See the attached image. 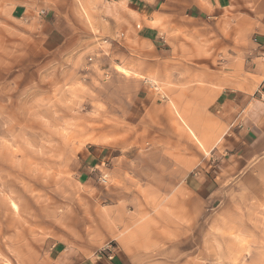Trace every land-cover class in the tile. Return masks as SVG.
Returning a JSON list of instances; mask_svg holds the SVG:
<instances>
[{
    "label": "rangeland",
    "instance_id": "374dc122",
    "mask_svg": "<svg viewBox=\"0 0 264 264\" xmlns=\"http://www.w3.org/2000/svg\"><path fill=\"white\" fill-rule=\"evenodd\" d=\"M159 2L162 12H212L210 0ZM132 21L131 35L117 0H0V264L118 255L130 264H264V180L238 182L199 219L181 218V175L194 164L179 160L178 145L198 143L191 124L171 101L169 144L136 145L139 124L151 120L145 92L161 88L147 69L155 35L146 18ZM147 25L167 32L158 18ZM171 35L181 40L167 43L174 59L210 57L194 31ZM235 55L232 74L252 79ZM86 152L98 158L92 169Z\"/></svg>",
    "mask_w": 264,
    "mask_h": 264
},
{
    "label": "crops",
    "instance_id": "0c3cea01",
    "mask_svg": "<svg viewBox=\"0 0 264 264\" xmlns=\"http://www.w3.org/2000/svg\"><path fill=\"white\" fill-rule=\"evenodd\" d=\"M233 1L239 3V8L235 6L234 10ZM117 2L125 6L130 17V27L126 28L129 34L138 32L136 22L132 21V17L138 16L146 18L147 34L155 35L154 39L148 38L154 49L147 69L153 73L161 92H145V114L151 120L148 123L145 119L144 128L139 124L137 133L143 138H137L136 145H143L144 140L153 145L169 144L168 116L170 102H174L179 114L191 124L195 132L186 126L198 143L186 138L178 145L184 150L179 160L194 166L190 165L189 171L184 170L181 175L185 178L182 185L188 198L178 196L173 211L181 218L188 213L189 218L199 219L202 206H214L215 197L228 193L229 187L251 179L264 180V0H210L211 13L200 11L190 16L159 11V0ZM250 2L258 4L256 15L245 12ZM156 18L161 20L166 33L147 25ZM174 31H194L200 35L211 52L210 57L197 58L189 65L174 59L172 48L167 46L169 42H181L180 38L172 37ZM219 51L226 52V59ZM235 52H242L245 72L252 79L232 74ZM201 147L207 148L205 154ZM97 159L93 153L86 152L85 168L92 169ZM57 253L62 255L65 251ZM65 264L130 263L124 255H118L113 262L100 259L76 263L70 258Z\"/></svg>",
    "mask_w": 264,
    "mask_h": 264
},
{
    "label": "snow or ice",
    "instance_id": "6c2138e0",
    "mask_svg": "<svg viewBox=\"0 0 264 264\" xmlns=\"http://www.w3.org/2000/svg\"><path fill=\"white\" fill-rule=\"evenodd\" d=\"M118 71L124 73L125 75H130V73L126 72L124 68H120ZM13 207H15V205H13Z\"/></svg>",
    "mask_w": 264,
    "mask_h": 264
},
{
    "label": "bare ground",
    "instance_id": "6f19581e",
    "mask_svg": "<svg viewBox=\"0 0 264 264\" xmlns=\"http://www.w3.org/2000/svg\"><path fill=\"white\" fill-rule=\"evenodd\" d=\"M120 68H122V67H118V69H120ZM125 71L128 72V73H130V72H129L128 70H126V69H125ZM118 72H120V71H118ZM121 73H122V72H121ZM122 74H124V73H122ZM127 76H128V75H127ZM13 205H15V204H13ZM14 209H17L16 205H15Z\"/></svg>",
    "mask_w": 264,
    "mask_h": 264
},
{
    "label": "built area",
    "instance_id": "2783aa9c",
    "mask_svg": "<svg viewBox=\"0 0 264 264\" xmlns=\"http://www.w3.org/2000/svg\"><path fill=\"white\" fill-rule=\"evenodd\" d=\"M103 183H104V184H107V180L104 179V180H103ZM109 259H111V257H109Z\"/></svg>",
    "mask_w": 264,
    "mask_h": 264
}]
</instances>
